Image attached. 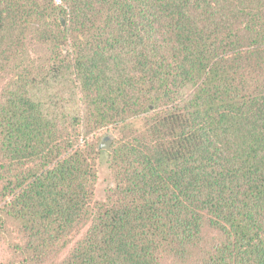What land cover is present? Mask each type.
<instances>
[{"label":"trees","instance_id":"trees-1","mask_svg":"<svg viewBox=\"0 0 264 264\" xmlns=\"http://www.w3.org/2000/svg\"><path fill=\"white\" fill-rule=\"evenodd\" d=\"M0 252L264 264V0H0Z\"/></svg>","mask_w":264,"mask_h":264},{"label":"rangeland","instance_id":"rangeland-1","mask_svg":"<svg viewBox=\"0 0 264 264\" xmlns=\"http://www.w3.org/2000/svg\"><path fill=\"white\" fill-rule=\"evenodd\" d=\"M97 136L100 137V140L98 141L99 147L102 144L103 140H108V145L111 148V140L112 138H114L112 133H106L105 130H100ZM101 151H103V153L101 154L97 164L98 180L95 189V199L99 201L103 199L106 189L112 185L111 175L109 173L105 158V152L108 151L104 149H101ZM4 255L5 253L0 252V258L4 257Z\"/></svg>","mask_w":264,"mask_h":264},{"label":"water","instance_id":"water-1","mask_svg":"<svg viewBox=\"0 0 264 264\" xmlns=\"http://www.w3.org/2000/svg\"><path fill=\"white\" fill-rule=\"evenodd\" d=\"M100 149H104V150L110 152V147L108 145V140H103L102 144L100 145Z\"/></svg>","mask_w":264,"mask_h":264}]
</instances>
